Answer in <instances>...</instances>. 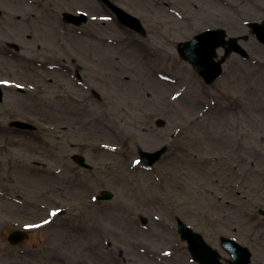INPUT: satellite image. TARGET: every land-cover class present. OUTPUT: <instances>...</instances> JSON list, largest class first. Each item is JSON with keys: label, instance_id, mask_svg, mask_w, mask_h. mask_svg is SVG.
<instances>
[{"label": "rangeland", "instance_id": "1", "mask_svg": "<svg viewBox=\"0 0 264 264\" xmlns=\"http://www.w3.org/2000/svg\"><path fill=\"white\" fill-rule=\"evenodd\" d=\"M109 1L145 35L103 0H0V238L40 224L17 248L0 240V264H199L175 217L222 258L224 236L264 264V44L247 26L264 0ZM216 28L247 57L205 84L177 44ZM163 144L153 167L138 162Z\"/></svg>", "mask_w": 264, "mask_h": 264}, {"label": "water", "instance_id": "2", "mask_svg": "<svg viewBox=\"0 0 264 264\" xmlns=\"http://www.w3.org/2000/svg\"><path fill=\"white\" fill-rule=\"evenodd\" d=\"M107 6L116 14L118 20L139 32L141 35H145V31L140 23L139 19L128 14L126 11L111 3L109 0H103ZM1 14V11H0ZM87 17L84 13L74 15L72 13L64 12L63 21L72 22L76 25L83 24ZM248 26L251 28V33L255 34L259 42L264 44V19L261 22H249ZM226 33L222 29H210L202 31L199 34L194 35L190 40L180 42L178 44V51L182 57L189 60L197 72L202 76L205 83L209 84L215 80L222 72V62L224 57L215 60L217 56L216 48L219 46L224 47L225 55L230 54L232 51L240 53L242 56L247 57L246 52L237 43L236 38L229 37L225 39ZM246 38V36H244ZM16 47V45H13ZM3 91L0 87V102L2 101ZM158 126L163 125V121L158 120L156 122ZM10 125L19 128L34 129L35 127L24 121H11ZM167 145H163L159 149L152 152L138 150L140 161L147 166H152L154 162L160 159L162 154L167 150ZM73 159L84 167H89L84 163V158L81 155H74ZM112 198V193L108 191H101L98 199L108 200ZM264 215V210H260ZM142 223L146 220L141 217ZM178 232L182 240H186L188 243V249L192 254L194 260L202 264H223L220 262V254L211 248L202 238L199 233L193 232L191 228L186 226L178 217H176ZM25 236L24 232L16 231L11 234V238L16 240V237L22 239ZM221 246L230 254L231 259L228 260L229 264H248L250 262V251L234 240L221 237Z\"/></svg>", "mask_w": 264, "mask_h": 264}, {"label": "flooded vegetation", "instance_id": "3", "mask_svg": "<svg viewBox=\"0 0 264 264\" xmlns=\"http://www.w3.org/2000/svg\"><path fill=\"white\" fill-rule=\"evenodd\" d=\"M79 68L78 69H75L74 71H73V73H74V76L77 78V80H80L81 79V75H80V73H79ZM0 240L3 242V243H5V241H3L1 238H0ZM6 240H7V237H6ZM8 242V241H7ZM12 247H15V248H17V246L15 245V246H12Z\"/></svg>", "mask_w": 264, "mask_h": 264}, {"label": "snow or ice", "instance_id": "4", "mask_svg": "<svg viewBox=\"0 0 264 264\" xmlns=\"http://www.w3.org/2000/svg\"><path fill=\"white\" fill-rule=\"evenodd\" d=\"M53 215H55V213H53ZM44 223H48V221H45ZM28 227H39V226L38 225H36V226L29 225Z\"/></svg>", "mask_w": 264, "mask_h": 264}, {"label": "bare ground", "instance_id": "5", "mask_svg": "<svg viewBox=\"0 0 264 264\" xmlns=\"http://www.w3.org/2000/svg\"><path fill=\"white\" fill-rule=\"evenodd\" d=\"M150 53V52H149Z\"/></svg>", "mask_w": 264, "mask_h": 264}]
</instances>
